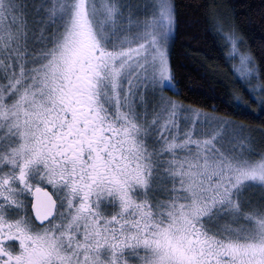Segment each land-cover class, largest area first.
<instances>
[{
  "label": "snow or ice",
  "instance_id": "1",
  "mask_svg": "<svg viewBox=\"0 0 264 264\" xmlns=\"http://www.w3.org/2000/svg\"><path fill=\"white\" fill-rule=\"evenodd\" d=\"M201 7L0 0V264H264V126L188 102L172 61ZM205 18L264 112V41Z\"/></svg>",
  "mask_w": 264,
  "mask_h": 264
},
{
  "label": "trees",
  "instance_id": "2",
  "mask_svg": "<svg viewBox=\"0 0 264 264\" xmlns=\"http://www.w3.org/2000/svg\"><path fill=\"white\" fill-rule=\"evenodd\" d=\"M182 4L201 5L199 12L203 13L199 24L188 27L182 21L180 34L177 36L172 53V61L177 71V79L182 92L191 103H204L205 106L216 104L221 111H228L226 103L240 98V104L246 105L241 113L238 108L234 118L254 128L264 126V112L259 105L235 80L226 61L227 49L223 42L213 33L206 16L219 7L222 11L234 17L242 30L247 47L257 57L259 63V45L264 41V16L262 5L264 0H180ZM188 13V9H182ZM197 19L195 11L187 17L188 21ZM224 83H221V80ZM264 80V77H261ZM228 93L229 95H226ZM213 97L214 99H209Z\"/></svg>",
  "mask_w": 264,
  "mask_h": 264
},
{
  "label": "rangeland",
  "instance_id": "3",
  "mask_svg": "<svg viewBox=\"0 0 264 264\" xmlns=\"http://www.w3.org/2000/svg\"><path fill=\"white\" fill-rule=\"evenodd\" d=\"M235 62H238V61H235ZM232 63H234V61H230V63H229V64H230V67H231V64H232ZM253 83H255V81H253ZM246 90H247V89H246ZM169 94L171 95L172 93H169ZM257 95H258V93H257Z\"/></svg>",
  "mask_w": 264,
  "mask_h": 264
}]
</instances>
